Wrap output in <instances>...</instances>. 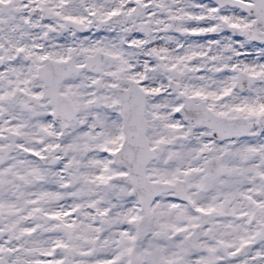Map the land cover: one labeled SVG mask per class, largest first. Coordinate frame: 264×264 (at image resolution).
Listing matches in <instances>:
<instances>
[{
    "label": "snow or ice",
    "instance_id": "obj_1",
    "mask_svg": "<svg viewBox=\"0 0 264 264\" xmlns=\"http://www.w3.org/2000/svg\"><path fill=\"white\" fill-rule=\"evenodd\" d=\"M0 264H264V0H0Z\"/></svg>",
    "mask_w": 264,
    "mask_h": 264
}]
</instances>
